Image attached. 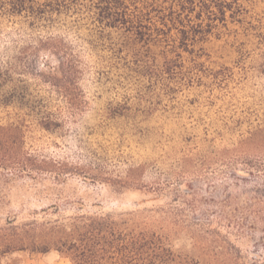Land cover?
I'll list each match as a JSON object with an SVG mask.
<instances>
[{
  "label": "rangeland",
  "instance_id": "374dc122",
  "mask_svg": "<svg viewBox=\"0 0 264 264\" xmlns=\"http://www.w3.org/2000/svg\"><path fill=\"white\" fill-rule=\"evenodd\" d=\"M0 36L17 64L29 39ZM231 41L152 48L150 74L84 43L68 50L77 71L49 50L8 70L0 125L19 131L0 146V241L25 246L0 264H73L59 242L106 221L182 230L167 241L180 255L264 264V49Z\"/></svg>",
  "mask_w": 264,
  "mask_h": 264
},
{
  "label": "trees",
  "instance_id": "16d2710c",
  "mask_svg": "<svg viewBox=\"0 0 264 264\" xmlns=\"http://www.w3.org/2000/svg\"><path fill=\"white\" fill-rule=\"evenodd\" d=\"M11 32L28 38L29 43L21 48L17 64L4 58L9 48L0 44L3 98L7 71L43 50L59 56L58 70L77 71V55L68 50H76L79 43H84L83 51L112 55L118 63L139 67L147 74L153 69L147 55L152 48L163 55L170 47L193 48L199 42L230 37V44L222 46L238 56H245L255 40L264 49V0H0V34ZM17 131L19 127L13 124L0 125V146L15 142ZM258 135L264 142V130ZM181 184L175 186L178 192ZM181 232L120 227L106 221L59 242L58 250L73 264H214L177 253L167 241ZM23 245L0 241V256ZM34 248L44 251L47 245Z\"/></svg>",
  "mask_w": 264,
  "mask_h": 264
}]
</instances>
